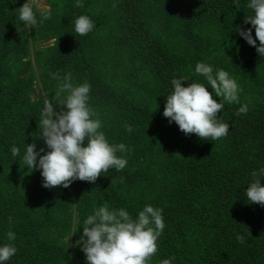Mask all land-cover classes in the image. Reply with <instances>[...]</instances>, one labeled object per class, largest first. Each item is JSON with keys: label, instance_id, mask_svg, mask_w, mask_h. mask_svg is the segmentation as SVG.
<instances>
[{"label": "rangeland", "instance_id": "rangeland-1", "mask_svg": "<svg viewBox=\"0 0 264 264\" xmlns=\"http://www.w3.org/2000/svg\"><path fill=\"white\" fill-rule=\"evenodd\" d=\"M70 1L41 0L43 5L50 6L51 18L39 23L41 17L39 12H36L38 24L32 29L19 21L18 10L11 16L9 22L6 38L10 51L5 50L0 55L3 97L11 101L10 108L13 113L22 111L21 116L23 117L19 118L21 122H27L31 118L34 122L30 121L25 126L19 124L16 137L11 141L12 144L6 145L7 147L3 151L0 148V215L5 221L4 227L7 232L12 231L17 236L18 231L14 230L12 226L17 218L22 223H26L27 227L40 239H45L48 243L79 258L78 250L81 247L77 241L81 237L84 219L93 214L95 208L105 204L104 197L112 201L110 205L108 204L110 210L123 208L130 214L129 210L133 207L134 209L136 207L137 212L149 204L155 208L154 205L160 203L158 198L164 186L162 159L168 152H171L175 157H180L184 151V143L179 140L178 125L175 122L169 123L168 118L163 116L165 99L160 100L154 96V84L151 79H136L130 84L129 59L134 51L136 53V48L130 47L129 44L133 43L137 46L140 41L134 40L136 37L133 36V41H130L129 44L125 43L121 45L119 51L111 52V46L113 43H118V37L122 34L123 22H127L126 20L129 18L127 10L133 11L131 13L138 17L141 27L146 29L150 38L162 47V51L169 54L173 64L179 70L185 71L186 77L193 81L192 83L203 84L209 92L212 90L206 78L195 73V66L198 62L212 66L214 73L216 69L227 71L242 89L239 93V100L242 99L246 103L264 100V87L251 93L246 88L243 89L242 84L243 82H254L253 79L258 75V70L264 68V57L259 55L255 57L257 65H246L244 68H251L252 71L245 69V76L239 72V68L236 72L231 71L238 65L236 63L240 64L239 61L245 54L255 52L256 48L247 43L245 53L244 51L239 53L233 47L238 41V37L233 32L223 38L222 27L229 24L226 20V22H222L219 15L206 17L191 26V33H188V27L180 32L181 26L174 24V21L176 18L179 21L183 15L169 14L168 8L172 9L174 3H184L189 0H83L82 15L88 16L95 24L84 43V60L87 58L91 63L92 71L102 80L103 85L115 87L122 83V87L127 89L122 91L127 100L123 105L129 107L134 103L130 109L134 108L133 111L135 110L133 112L135 116L131 119L133 129L130 132L131 138L132 135L147 137L151 134L150 144L154 141L158 142L161 148H158L157 154L153 153L151 148L137 149V145L143 141L138 140V144L133 143L129 139V135L119 130L114 108L95 109L96 102L89 97V106L98 114L93 118L101 120L100 131L104 132L109 144L123 143L129 150L125 153H117V156H123L127 160V165L121 171L109 169L107 173L102 172L101 175H104V179H101L100 176L95 183L75 180L68 188L57 186L47 189L42 186L41 170L27 168L22 157L27 144L35 143L37 151L41 148L45 152L48 151L43 139L39 138L41 132L39 117L44 107V101L50 99L57 112L62 109L66 110L64 106L59 105L66 99L67 94L63 93L60 97H55L59 81L53 79L50 74L58 73L60 77H63L67 73H71L72 83L75 86L85 82L81 80L77 71L69 70L70 68H67L69 64L62 63L61 57H58L69 38L57 22L64 13V7ZM25 2L26 0H13V5H16V9H18ZM248 2L249 0H243L241 8H236L238 17L243 19L246 15L251 14V10L247 7ZM113 4L116 5L115 8L112 7ZM229 23L232 25L231 22ZM240 25L242 26L243 23ZM249 28H251L250 24ZM252 33L253 39H255L254 29H252ZM54 37L58 39L57 46L52 44ZM222 42L226 44L223 45ZM257 46H259V41H257ZM159 58L157 61L160 60ZM90 94L89 96H91ZM133 95L137 99L133 98L135 102L132 100ZM8 111H10L9 108ZM23 112L31 114L27 116ZM138 112H141V115ZM144 112L153 119L142 123ZM135 118L136 120H133ZM120 123L123 128L125 121L122 119ZM14 145L20 149V155L16 157H13L11 153V148ZM135 147L136 151H133ZM43 154L41 153V155ZM108 180H114V183L109 186L110 189L105 186ZM95 185L97 186L95 187ZM94 187L95 190L98 189L94 190L95 192L92 191ZM79 190L82 191L81 196H79ZM135 214L133 215L135 216ZM131 217L133 218V216ZM11 243L15 245V242L11 241ZM22 245L23 241L20 240L19 246H15L19 252L21 248H26ZM192 246L188 255H192L196 251V245L192 244ZM79 259L87 264L85 258ZM148 264H153V261L150 259Z\"/></svg>", "mask_w": 264, "mask_h": 264}, {"label": "trees", "instance_id": "trees-1", "mask_svg": "<svg viewBox=\"0 0 264 264\" xmlns=\"http://www.w3.org/2000/svg\"><path fill=\"white\" fill-rule=\"evenodd\" d=\"M242 2L243 0H189L184 3H174L172 9L168 8V12L173 15H183L179 21L176 18L174 24L181 26L180 32L188 27V33L192 32L191 26L206 17L221 16V21H227L229 24L222 27L223 38L233 32L238 37L237 44L233 47L239 53L243 51L245 53L248 45L243 38L239 39L241 36L238 35L237 28L249 29V24L243 23L245 17L243 19L238 17L235 5L238 3L241 8ZM64 8V13L57 24L63 28L65 35L67 34L70 44L65 43L60 56L58 55L61 57V62H67L69 70L77 71L81 80L90 84L91 96L89 97L95 100V109L114 108L119 130L129 135L133 143L138 144V140L143 141L137 145V149L151 148L152 152L157 154L161 146L155 141L150 144L151 134L147 137L132 135L131 138L130 133L125 129V124L132 125L131 119L135 116L134 108L130 109L134 103L131 102L129 107L123 105L127 100L122 91L127 89L122 87V83L115 87L103 85L102 80L92 71L91 63L87 58L84 60V43L88 34L80 36L74 30V22L82 15L84 7H76V0H71ZM16 10L13 0H0V55L5 50L10 51L6 34L11 16L16 13ZM127 11L129 18L127 22H123L124 29L118 37V43H113L111 46V52L119 51L121 45L129 44L133 41V36L136 37L134 40H139L140 43L137 46L133 43L129 44L130 47L136 48V53L134 51L129 59L130 84L136 79H151L154 84V96L166 101L167 95L172 94L174 90L171 80L186 77V73L179 70L173 64L169 54L162 51V47L150 38L147 30L141 27L138 17L132 15L133 11ZM241 23H243L242 26ZM122 37L124 40L121 39ZM146 43L148 45H145ZM258 55L256 51L245 54L239 61L240 64L235 62L236 65L238 64L235 65L237 69L235 67L231 71L236 72L239 68V72L245 76V69L250 71L252 69L244 67L257 65L255 57ZM158 57H160V63L157 61ZM258 72L253 79L254 82L242 83L243 89L246 88L252 93L264 87V68L259 69ZM192 82L187 78V81H182V86L187 87ZM3 94L0 79V148L2 151L6 149V145L12 144L11 141L16 137L19 124L25 126L30 121L34 122L32 118L27 122H21L19 118L23 117L22 111L13 113L10 108L11 101L5 99ZM133 98L137 100L134 95L132 100ZM213 98L220 102L214 93ZM221 102L224 103V108L221 113H218V119L229 125L227 136L216 141L201 140L195 134L185 135L180 131L179 140L184 143L183 155L175 157L168 152L162 159L164 186L158 198L160 203L154 206L162 209L165 227L157 240V253L151 257L153 264H160L162 260L173 256L175 260L171 264H264V207L250 203L245 192L253 180L251 173L264 168V100L246 103L241 99L239 104H228L222 100ZM244 104L248 107L247 113L236 115L239 107ZM138 113L141 115V112ZM23 114L29 116L31 113L23 112ZM143 115L142 123L151 121L152 117L147 116L145 112ZM118 116L120 121L122 119L125 121L123 128ZM133 151H136V147ZM101 179H104V175H101ZM113 181L108 180L105 186L109 188ZM260 183L264 186V177L260 179ZM95 187L92 189L93 192L98 190H95ZM79 191L81 196L82 191ZM104 199L109 205L112 202L105 197ZM116 202L118 203L117 200ZM135 209L133 207L129 210L133 219L141 211L140 209L137 212ZM134 213H136L135 216ZM4 223L0 215V246L8 242ZM12 226L18 231L13 241L14 246H19L22 240L26 248H21L20 252L17 250V253L3 264H85L79 259L85 258L81 248L78 250V258L48 243L45 239H40L27 227L26 223H22L17 218ZM238 234L244 237V244L237 241ZM192 244L196 245V251L188 255Z\"/></svg>", "mask_w": 264, "mask_h": 264}, {"label": "clouds", "instance_id": "clouds-1", "mask_svg": "<svg viewBox=\"0 0 264 264\" xmlns=\"http://www.w3.org/2000/svg\"><path fill=\"white\" fill-rule=\"evenodd\" d=\"M235 5L239 9V4ZM76 7H84L83 0H76ZM247 7L251 14L245 16L243 23L250 24L251 28H237V33L256 48L260 57H264V0H249ZM17 10L19 21L29 29L38 24L36 12L41 17L39 23L51 18L50 6L43 5L41 0H26ZM94 27V22L86 15L79 16L74 22L75 33L80 36L87 35ZM252 29L255 30V39ZM57 41L54 37L52 44L57 46ZM195 73L206 78L212 91L209 92L201 83L182 86V81H187V77L173 78L171 84L174 90L167 95L163 116L168 118L169 123L175 122L185 135L195 134L201 140L216 141L227 136L229 131V125L218 119V113L224 108L221 100L228 104H239L242 89L227 71L216 69L214 73L209 64L198 62ZM50 75L59 81L55 97L67 94L59 105L66 110L57 112L50 99L44 101L39 117V138L43 139L48 151L45 152L43 148L37 151L35 143L27 144L23 163L32 170H41L42 186L47 189L57 186L68 188L75 180L95 183L102 172L123 170L127 160L117 156V153L129 150L123 143L109 144L104 132L100 131L102 122L99 118H93L98 114L88 104L90 84L84 82L75 86L71 73L63 77L58 73ZM213 93L220 102L213 98ZM247 111V105H241L236 115L246 114ZM125 129L129 133L133 131L127 124ZM11 153L13 157L19 156L20 149L14 145ZM251 176L253 180L245 190L246 198L250 203L264 207V186L260 183L264 168L253 171ZM164 227L160 208L145 205L133 219L125 209L110 210L105 203L95 208L93 214L84 220L77 244L87 264H148L157 253V240ZM6 238L9 243L0 246V264L17 253V248L11 243L16 238L15 233L8 231ZM236 239L241 244L245 243L242 235L238 234ZM173 260L174 256L162 260L160 264H171Z\"/></svg>", "mask_w": 264, "mask_h": 264}]
</instances>
